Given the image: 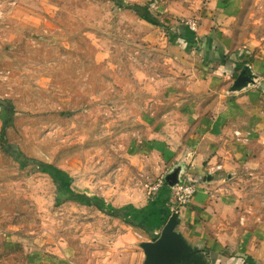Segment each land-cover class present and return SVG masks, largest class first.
Segmentation results:
<instances>
[{
  "label": "rangeland",
  "instance_id": "1",
  "mask_svg": "<svg viewBox=\"0 0 264 264\" xmlns=\"http://www.w3.org/2000/svg\"><path fill=\"white\" fill-rule=\"evenodd\" d=\"M237 104L254 160L210 167L197 125ZM200 169L231 256H264V0H0V264H164Z\"/></svg>",
  "mask_w": 264,
  "mask_h": 264
},
{
  "label": "crops",
  "instance_id": "2",
  "mask_svg": "<svg viewBox=\"0 0 264 264\" xmlns=\"http://www.w3.org/2000/svg\"><path fill=\"white\" fill-rule=\"evenodd\" d=\"M237 105L239 109H233V105L220 110L216 109L217 115L210 122L197 125V129L201 133H206L205 139H208L214 147V154L209 162L210 167L235 169L239 152L243 153L241 161L244 165H249L254 160L247 151L255 140L251 139L249 146H245L240 143L248 141L236 136L238 128L235 127L243 118L240 105ZM221 114L233 115L235 122H231V119L226 116L229 123L220 127L222 119L219 115ZM236 145L238 148L235 147ZM225 149H229L227 157L224 156ZM204 172L205 169H200L194 175L195 179L192 182L197 183ZM171 207L170 202H164L163 213L170 212ZM149 210L151 211L152 208L150 207ZM220 222V203L214 198H204L201 194H197V189L188 207L180 209L176 214L172 213L171 224L167 229L168 239L171 247H177L183 253V259L180 260L183 264H264L263 250L259 251L260 256L254 254L246 260L233 258L231 247L223 241L224 231L220 228Z\"/></svg>",
  "mask_w": 264,
  "mask_h": 264
},
{
  "label": "built area",
  "instance_id": "3",
  "mask_svg": "<svg viewBox=\"0 0 264 264\" xmlns=\"http://www.w3.org/2000/svg\"><path fill=\"white\" fill-rule=\"evenodd\" d=\"M174 195L176 208L186 207L191 201H193V198L196 195L194 183L188 180L177 184L174 189Z\"/></svg>",
  "mask_w": 264,
  "mask_h": 264
},
{
  "label": "water",
  "instance_id": "4",
  "mask_svg": "<svg viewBox=\"0 0 264 264\" xmlns=\"http://www.w3.org/2000/svg\"><path fill=\"white\" fill-rule=\"evenodd\" d=\"M168 229V228H167ZM166 229L165 233H164V236H163V239L162 241L160 242V245L163 246V245H167L169 244L167 241H170L168 239V230ZM172 249L170 250V252L165 256L166 257V260L163 261L164 264L165 263H169V264H183L180 260L183 259V253L180 251L179 248L177 247H171ZM173 259H175V262L173 261Z\"/></svg>",
  "mask_w": 264,
  "mask_h": 264
},
{
  "label": "trees",
  "instance_id": "5",
  "mask_svg": "<svg viewBox=\"0 0 264 264\" xmlns=\"http://www.w3.org/2000/svg\"><path fill=\"white\" fill-rule=\"evenodd\" d=\"M146 8V7H145Z\"/></svg>",
  "mask_w": 264,
  "mask_h": 264
}]
</instances>
